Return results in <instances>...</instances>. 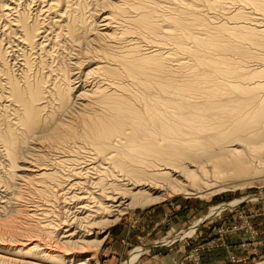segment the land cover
Segmentation results:
<instances>
[{"label": "bare ground", "instance_id": "bare-ground-1", "mask_svg": "<svg viewBox=\"0 0 264 264\" xmlns=\"http://www.w3.org/2000/svg\"><path fill=\"white\" fill-rule=\"evenodd\" d=\"M19 1L0 0V264H98L124 210L264 174V0Z\"/></svg>", "mask_w": 264, "mask_h": 264}, {"label": "rangeland", "instance_id": "rangeland-1", "mask_svg": "<svg viewBox=\"0 0 264 264\" xmlns=\"http://www.w3.org/2000/svg\"><path fill=\"white\" fill-rule=\"evenodd\" d=\"M37 2L21 0L19 7L30 4L29 8L34 9ZM2 25L0 21V39L4 46L12 45ZM258 177L253 184H234L207 198L171 194L145 208L136 206L124 210L123 215L106 227V238L97 251L92 249L98 264H122L137 249L140 254L132 264H258L264 261V174ZM0 190L3 202L5 192ZM230 203V207L210 216L213 208ZM61 205L54 209L62 212ZM191 227V232L187 231Z\"/></svg>", "mask_w": 264, "mask_h": 264}]
</instances>
